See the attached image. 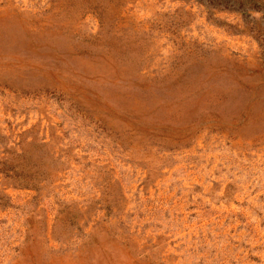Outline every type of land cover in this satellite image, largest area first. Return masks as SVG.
I'll return each mask as SVG.
<instances>
[{"label":"rangeland","instance_id":"rangeland-1","mask_svg":"<svg viewBox=\"0 0 264 264\" xmlns=\"http://www.w3.org/2000/svg\"><path fill=\"white\" fill-rule=\"evenodd\" d=\"M5 165L0 264H264V12L0 0Z\"/></svg>","mask_w":264,"mask_h":264},{"label":"trees","instance_id":"trees-1","mask_svg":"<svg viewBox=\"0 0 264 264\" xmlns=\"http://www.w3.org/2000/svg\"><path fill=\"white\" fill-rule=\"evenodd\" d=\"M206 4L221 8H236L242 13H247L248 9L264 12V0H203ZM259 1V2H258ZM6 159V158H4ZM5 160H2V165ZM6 178H9L14 185L21 187H37L38 177L31 170L23 167L2 166L0 169Z\"/></svg>","mask_w":264,"mask_h":264}]
</instances>
